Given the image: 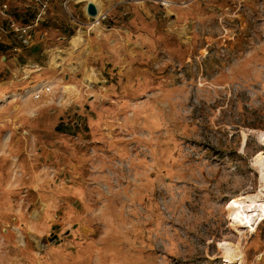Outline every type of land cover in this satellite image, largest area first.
Here are the masks:
<instances>
[{
  "label": "rangeland",
  "instance_id": "1",
  "mask_svg": "<svg viewBox=\"0 0 264 264\" xmlns=\"http://www.w3.org/2000/svg\"><path fill=\"white\" fill-rule=\"evenodd\" d=\"M96 1L92 27L58 0L73 28L22 73L50 94L0 58V264H264V217L227 208L264 186V0Z\"/></svg>",
  "mask_w": 264,
  "mask_h": 264
},
{
  "label": "crops",
  "instance_id": "2",
  "mask_svg": "<svg viewBox=\"0 0 264 264\" xmlns=\"http://www.w3.org/2000/svg\"><path fill=\"white\" fill-rule=\"evenodd\" d=\"M63 1V0H60ZM14 6L17 7L13 13H4L3 17L0 18V58L5 57V61L2 63L3 67L9 69L13 73H17V76L28 78L26 83H30L28 87L35 88V85L40 83H50L48 81L39 82L36 84L35 80L29 77L35 72L41 71L42 67L39 63L43 61L46 52L48 51V46L53 43L54 40L63 41L65 37L69 34L70 28L73 25H69V21L60 14L59 11H55L58 0H51L47 14L39 22L33 25L35 17L38 13V5L32 0H15ZM3 20V22L1 21ZM2 22V23H1ZM11 23H15L20 27H30L28 33L31 35V40L28 43H23L22 39L25 35H20V33H14L11 28ZM8 36H12L18 39V43L11 42ZM20 43V44H19ZM108 53L112 58L111 62L118 60L116 48L111 47ZM111 52V53H110ZM10 55H13V59H8ZM21 61L23 64L18 67L15 62ZM15 61V62H14ZM35 66L41 67L40 71L32 69L29 75H24V70L27 67L34 68ZM23 73V74H22ZM37 79L40 78L41 74H36ZM36 79V78H35ZM32 82V83H31ZM31 89H29L30 91ZM2 92L0 91V97Z\"/></svg>",
  "mask_w": 264,
  "mask_h": 264
},
{
  "label": "bare ground",
  "instance_id": "3",
  "mask_svg": "<svg viewBox=\"0 0 264 264\" xmlns=\"http://www.w3.org/2000/svg\"><path fill=\"white\" fill-rule=\"evenodd\" d=\"M76 1L82 2V0H76ZM83 1H89V2L96 3V7L98 9V14L101 13V5L98 4V2L96 0H83ZM77 39H79V37H77V36H74V38L71 39L70 45H72V48H75L77 46V43L79 41V40L77 41ZM60 54H61V52H60ZM50 64L55 65V66L60 65L57 62V60H55V59L50 60ZM65 87H69V88L72 87L73 88L72 85H66ZM263 144H264V142H263ZM253 161L256 163L255 165L259 168V171H260V174L262 177L261 179L263 182L264 181L263 180L264 179V174H263L264 173V151L256 152L254 154ZM259 190L258 191L260 192V194H262V196L264 197V186ZM259 192H257V193H259ZM256 194L255 195H247V196H240L239 195L238 197L235 196V197H232L230 199V201L228 202L227 208L230 209V217H231L232 223L236 226L237 229H239L240 227H245V228L246 227H248V228L253 227L254 226L253 221L255 219H259L260 222H261V220L263 221L264 200H257L256 198L259 195L257 196ZM245 200L247 201V203L245 202ZM223 245H221V246H223ZM224 247H226V246H224ZM238 254H239V252H238ZM225 258H227V257H225ZM228 261L229 260H227V262Z\"/></svg>",
  "mask_w": 264,
  "mask_h": 264
},
{
  "label": "built area",
  "instance_id": "4",
  "mask_svg": "<svg viewBox=\"0 0 264 264\" xmlns=\"http://www.w3.org/2000/svg\"><path fill=\"white\" fill-rule=\"evenodd\" d=\"M32 1L38 5V13L33 22V25H34L37 22H39L42 18H44V16L47 14L48 7H49V4L51 3L50 2L51 0H32ZM62 2H63L62 5L65 6L67 10H69L70 2H74V4H82L85 2L84 7H83V13L85 17L87 18V20L91 21L90 25L92 27L97 26V25L98 26L102 25V23L105 22V20L107 19V13H105L104 11L99 13L96 17H90L86 13V4H88L86 1L81 2V1H76V0H63ZM155 2L157 4H160L162 7H166V6L170 7L171 5V2L168 0H156ZM3 8H6V5H3ZM70 16L76 26H79L80 24L81 25L84 24L81 22V20L74 17V15L70 14ZM10 26H11L10 29L14 33H20V35H25L24 38L22 39L23 43H28V41L31 40V35L28 33L29 28H30L29 26L20 27L16 25L15 23H11ZM30 69L40 71L41 68L38 66H35L34 68H30ZM53 89H54L53 85H51L50 83H40L38 85H35V88L31 89L30 94H31L32 99L39 100L44 95L50 94Z\"/></svg>",
  "mask_w": 264,
  "mask_h": 264
},
{
  "label": "water",
  "instance_id": "5",
  "mask_svg": "<svg viewBox=\"0 0 264 264\" xmlns=\"http://www.w3.org/2000/svg\"><path fill=\"white\" fill-rule=\"evenodd\" d=\"M88 4H86V13L90 16V17H96L98 15V9L96 7V3L93 2H87ZM3 60L5 59V57L2 58Z\"/></svg>",
  "mask_w": 264,
  "mask_h": 264
}]
</instances>
